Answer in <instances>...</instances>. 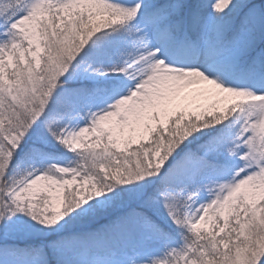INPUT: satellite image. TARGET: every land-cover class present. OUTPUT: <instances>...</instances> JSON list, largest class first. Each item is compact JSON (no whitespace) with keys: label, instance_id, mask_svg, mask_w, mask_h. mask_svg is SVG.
Returning <instances> with one entry per match:
<instances>
[{"label":"snow or ice","instance_id":"obj_1","mask_svg":"<svg viewBox=\"0 0 264 264\" xmlns=\"http://www.w3.org/2000/svg\"><path fill=\"white\" fill-rule=\"evenodd\" d=\"M0 264H264V0H0Z\"/></svg>","mask_w":264,"mask_h":264}]
</instances>
